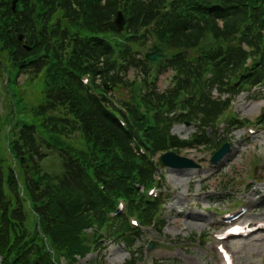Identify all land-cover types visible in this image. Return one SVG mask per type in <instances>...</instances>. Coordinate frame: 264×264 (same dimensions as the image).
Listing matches in <instances>:
<instances>
[{
  "label": "trees",
  "instance_id": "1",
  "mask_svg": "<svg viewBox=\"0 0 264 264\" xmlns=\"http://www.w3.org/2000/svg\"><path fill=\"white\" fill-rule=\"evenodd\" d=\"M11 1L0 0V81L6 98L0 114L2 264H60L61 256L85 257V229L94 224L106 225L108 235L126 246L131 259L123 264H138L142 230L132 228L124 215L110 220L107 213L120 195L142 196L140 186L158 175L163 153L219 149L227 139L216 123L232 112L242 91L264 98V0H19L16 11ZM120 10L133 34L120 43L122 64L109 42L119 34ZM158 46L167 59L151 81L152 63L145 54ZM14 62L27 74L18 88L27 118L19 138L10 141L14 111L6 77ZM86 71L93 75L89 88L82 81ZM167 73L172 82L162 88L160 76ZM184 93L181 113L176 99ZM140 101L156 110L152 119L141 112ZM187 121L198 129L192 137L172 133L175 124ZM231 122L244 121L233 115ZM44 145L59 153L58 176L42 173ZM234 178L222 174L218 188ZM169 198L167 191L164 200ZM142 205L136 208L151 223L159 201Z\"/></svg>",
  "mask_w": 264,
  "mask_h": 264
},
{
  "label": "rangeland",
  "instance_id": "2",
  "mask_svg": "<svg viewBox=\"0 0 264 264\" xmlns=\"http://www.w3.org/2000/svg\"><path fill=\"white\" fill-rule=\"evenodd\" d=\"M8 74L10 81L7 88L14 111L12 118L14 122L23 121L27 118L24 113L25 102L18 95L13 66ZM25 77L27 74L22 77L23 81ZM134 77L135 74L131 71L130 78ZM171 82L172 74L160 76L162 88ZM34 88L37 90L38 86ZM3 90L0 81L2 115L6 111ZM117 92L122 93V90ZM248 94V91L241 93L231 110L241 118H248L249 122H260L257 118L261 116L264 99H250ZM4 120L2 119L3 122ZM257 128L259 132L250 136L244 127L227 135L230 152L217 163L212 162L211 149L188 148L180 152L183 156L193 158L199 166L190 169H166L167 183L173 194L165 213L167 223L160 233H157L154 226L143 228L144 233L137 242L139 247L144 246V256L140 264H217L216 240L212 233L220 229L215 221L220 215L236 204L245 203L256 207L248 219L264 220V125L257 123ZM196 130L195 125L187 123L173 127V132L183 138L192 136ZM44 151L48 153L42 162L44 170L51 175L59 174L61 160L58 153H49L46 149ZM256 156L263 160L262 164L257 165ZM256 169L260 177L258 181L256 177H252ZM222 174L235 177L228 190L218 188L217 177ZM204 187L208 189L204 191ZM262 237L264 232L257 234L254 239L232 241L239 264H264V239H260ZM150 241L153 242V248L149 251L147 245ZM101 242H105L107 246L98 247L76 264H123L130 258L125 245L112 242L109 237L102 238Z\"/></svg>",
  "mask_w": 264,
  "mask_h": 264
},
{
  "label": "water",
  "instance_id": "3",
  "mask_svg": "<svg viewBox=\"0 0 264 264\" xmlns=\"http://www.w3.org/2000/svg\"><path fill=\"white\" fill-rule=\"evenodd\" d=\"M15 4V3H14ZM116 23L118 25V29L122 30L124 28L125 18L121 12H119L118 17L116 19ZM151 60L158 61L160 60L164 54L161 49H158L150 54L147 55ZM229 149L228 144L224 145V147L214 155L213 161L219 160ZM162 159L168 164L173 167H179V168H186V167H195L197 166V163L187 157H183L180 155L175 154L174 152H168L165 153L162 156Z\"/></svg>",
  "mask_w": 264,
  "mask_h": 264
}]
</instances>
